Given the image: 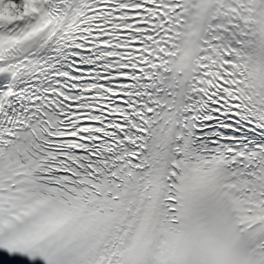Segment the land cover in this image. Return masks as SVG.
Segmentation results:
<instances>
[{"label":"snow or ice","instance_id":"obj_1","mask_svg":"<svg viewBox=\"0 0 264 264\" xmlns=\"http://www.w3.org/2000/svg\"><path fill=\"white\" fill-rule=\"evenodd\" d=\"M0 264H264V0H0Z\"/></svg>","mask_w":264,"mask_h":264}]
</instances>
